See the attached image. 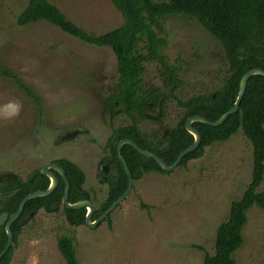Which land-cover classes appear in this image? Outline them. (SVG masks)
<instances>
[{"label":"rangeland","instance_id":"obj_1","mask_svg":"<svg viewBox=\"0 0 264 264\" xmlns=\"http://www.w3.org/2000/svg\"><path fill=\"white\" fill-rule=\"evenodd\" d=\"M50 1L91 35L123 24L109 0ZM28 2L0 0V64L35 91L43 116L16 83L0 75V176L14 174L26 181L45 164L68 159L85 173V190L100 209L108 191L97 163L108 154L113 130L132 124L123 114L114 121L102 116L103 102L119 78L116 56L110 48L86 44L44 21L19 26L17 17ZM163 22V54L180 69L177 96L186 101L220 89L227 71L220 43L194 19L165 17ZM144 66L143 85L168 93L159 64ZM182 116L177 103L169 101L162 130L151 119L139 120L138 127L161 135ZM76 131L79 135L62 140ZM252 170V145L238 130L185 167L145 174L95 227L71 224L62 209L40 210L23 224L10 264H66L58 249L62 236L73 240L80 264H203L206 254L214 255L217 228L227 219L231 203L246 191ZM247 218L244 243L234 258L237 264H264V212L255 206Z\"/></svg>","mask_w":264,"mask_h":264},{"label":"trees","instance_id":"obj_2","mask_svg":"<svg viewBox=\"0 0 264 264\" xmlns=\"http://www.w3.org/2000/svg\"><path fill=\"white\" fill-rule=\"evenodd\" d=\"M123 17L121 27L102 35H91L80 26L70 21L67 16L50 0H29L26 8L18 15L17 24L21 27L41 21L47 22L69 36L82 42L110 48L116 56V68L119 76L111 95L103 102V111L111 112L115 118L118 112L126 114L133 124L116 134L132 139L142 149L153 152L169 166L173 165L180 154L194 143L193 136L186 130V121L194 116H203L210 122L219 120L233 108L242 77L248 71L260 68L264 70V0H109ZM165 17H185L196 20L201 27L220 43L227 63L226 77L220 89L209 95H197L183 101L177 93L182 86L179 78V66L169 63L163 54L167 47ZM158 63L163 88H147L143 85L145 63ZM0 75L12 80L19 89L38 107L43 116L39 96L20 77L0 64ZM175 101L183 116L181 124L171 130L160 147L151 148L147 136L137 126V118L147 120L151 112L157 113V120L162 121L167 114V104ZM150 105H153L150 107ZM193 127L201 134L200 146L188 154L180 167L190 161L200 159L207 147L215 143L228 141L238 130L250 141L253 148V170L249 186L239 200L233 201L227 219L216 232L215 252L206 254L203 264H237L234 254L244 243L243 229L247 224V214L253 207L264 212V76L255 75L248 81L245 95L239 110L220 126L213 127L195 122ZM112 151L113 178H109V192L106 201L95 214L100 217L117 201L128 188V176L118 158L116 145L109 141ZM122 155L126 159L135 181L145 174H167L154 160L139 154L131 145H125ZM66 171L70 182L69 202L76 204L89 199V193L83 188L84 173L77 165L67 160L56 162ZM33 180V181H32ZM50 185L47 176L36 171L34 176L21 181L14 174L0 176V200L7 202L13 211L18 212L24 198L38 191H45ZM65 183L60 181L57 190L47 197H38L29 201L24 213L11 226L14 244L18 243L26 215L36 213L48 205L50 208H61ZM8 211L0 207V214ZM65 214L71 224H85L86 210H68ZM8 241L4 227L0 228V254ZM58 249L66 264H80L73 240L62 236L58 239ZM202 250V249H201ZM13 248L2 258L0 264H10Z\"/></svg>","mask_w":264,"mask_h":264},{"label":"water","instance_id":"obj_3","mask_svg":"<svg viewBox=\"0 0 264 264\" xmlns=\"http://www.w3.org/2000/svg\"><path fill=\"white\" fill-rule=\"evenodd\" d=\"M261 60L264 62V59H261ZM255 75L264 76V70H262L260 68H255V69H252V70H250L244 74V76L242 77V79L240 81L238 96H237V99H236V102H235L233 108H231L228 112H226L219 120H217L215 122H210L207 119H205L203 116L198 115V116L191 117L186 121L185 128L193 136L194 143L190 147H188L186 150H184L180 154L178 159L175 161V163L171 166H169L167 163H165V161L163 159H161L159 156H157L156 154L140 148L133 140L124 139V140L119 141V136H115L113 143L117 146V155H118V158L120 159V161L123 165V168H124V170L128 176L129 185H128L126 192L117 201H115L110 206V208L108 210H106L104 212V214H102L96 221H92V217H93V214L95 211V206L93 205V203L91 201L85 200V201L78 202L76 204H71L69 202L70 184H69L67 178L65 177L64 170L62 168H60L59 166H57L56 164L44 165L41 168L39 174L41 176H47L50 179V185H49L48 189L45 191H38V192H35V193H32V194L26 196L24 198V200L22 201L18 212L11 215L10 218H8V214H3L0 217V225H2L7 220L6 231L8 234L7 245H6L5 249L2 251V253L0 254V262H1L2 258L7 254V252L9 251L10 247L12 246V244L14 242V235L11 231V225L14 221H16V219H18L21 216V214L23 213V211L25 209L26 204L35 198L47 197V196L51 195L57 189V187L59 185V181H58L56 175L51 170L59 173L65 180L66 187H65L63 200H62L64 207L68 210H80V209L86 208L88 210V213L86 215L85 224L87 226H90V227H95L100 222L104 221L107 218V216H109L120 204H122L128 198V196L130 195V193L133 189V184H134L133 175H132V172L129 168V165H128L126 159L122 155V149H123L124 145H131L142 156L146 157L147 159L154 160L165 172L169 173V172L174 171L176 168H178L181 165L183 159L188 154L195 151L200 146V144L202 142V136L193 127V124L195 122H201V123L213 126V127H218V126L222 125L228 119V117L230 115H233L236 112H238L240 103H241V101L245 95V92H246V89L248 86V81L252 76H255ZM0 205L8 206L7 203H4V202H0ZM46 210L47 211H56V210H50V208L48 206L46 207Z\"/></svg>","mask_w":264,"mask_h":264},{"label":"flooded vegetation","instance_id":"obj_4","mask_svg":"<svg viewBox=\"0 0 264 264\" xmlns=\"http://www.w3.org/2000/svg\"><path fill=\"white\" fill-rule=\"evenodd\" d=\"M115 86V85H114ZM114 86L110 89V95H111V93H112V91L114 90ZM109 95V96H110ZM153 105H150V107H152ZM120 114H123V113H121V112H118V115H120ZM154 114H156V116H149L148 115V119L147 120H152V122H154V124L157 126V128L160 130H162V127H163V121H164V119L166 118V117H164V119H162V121H160V120H157V113L155 112ZM105 116V115H109L110 116V118H111V120L112 121H114L117 117H118V115L115 117V118H113L112 117V113L111 112H105V111H102V116ZM123 115H126V114H123ZM167 115V114H166ZM127 116V115H126ZM102 118V117H101ZM139 118H137V121L139 122ZM182 122L180 121L178 124H181ZM112 124V123H111ZM110 124V125H111ZM132 124H133V120H132ZM131 124V125H132ZM109 125V126H110ZM112 126V125H111ZM130 125H128V126H122V127H120V128H118V129H116V130H113V132H112V134H111V138L108 140V142H107V145H106V149H105V151H107V156H103V157H101V159L99 160V163H97V171H98V173H99V179H100V182L101 183H104L105 185H107V191L109 192V178H113V176H114V171H113V169H112V158H113V154H112V151H111V149H110V147H109V141L112 139V142H113V140H114V137L115 136H119V141L120 140H124V139H130V138H127L124 134L123 135H120V134H116V132H117V130H119V129H125V128H127V127H129ZM137 126H139V124L137 123ZM177 127V126H176ZM175 127V128H176ZM140 129V128H139ZM172 129H174V128H172ZM172 129H170V130H166V131H163L162 132V134L161 135H156V133H154V135H152V134H147V133H145V132H143L142 131V133H145L146 135H148L147 136V143H148V145L151 147V148H153V149H156V146H159L160 147V145H161V142L165 139V138H167L168 136H170L171 135V130ZM141 130V129H140ZM79 132V131H78ZM78 132L76 131V132H74V133H71V134H68V135H66V136H64L63 138H62V140H65V139H72L73 137H75V136H77L76 134H78ZM79 135V134H78ZM130 140H132V139H130ZM136 143V142H135ZM114 144V143H113ZM137 144V143H136ZM115 145V144H114ZM138 145V144H137ZM125 146V145H124ZM123 146V147H124ZM139 146V145H138ZM140 147V146H139ZM116 148H117V146H116ZM141 148V147H140ZM104 151V152H105ZM148 151V150H147ZM150 152V151H149ZM151 153H153V152H151ZM59 160H67V161H70V160H68V159H57V160H53L52 162H50V163H47V164H56L57 166H59L60 168H62L63 170H64V172H65V177L67 178V175H66V171H65V169L63 168V167H61L60 165H58L56 162L57 161H59ZM70 162H72V161H70ZM72 163H74V162H72ZM75 165H77L76 163H74ZM46 165V164H45ZM77 167H79L78 165H77ZM79 169H80V167H79ZM41 170V169H40ZM40 170H38L39 172H40ZM55 175H56V177H57V179H58V181H59V185H60V181L62 180V181H64V183H65V180H64V178L59 174V173H57L56 171H53V170H51ZM84 173V172H83ZM35 174V173H34ZM34 176V175H33ZM84 176H85V183H84V185H83V188H84V190H85V184H86V175H85V173H84ZM20 179V178H19ZM134 179V178H133ZM21 181H23L22 179H20ZM67 180H68V178H67ZM129 180V179H128ZM33 181V180H32ZM68 182H69V180H68ZM134 183H135V180H134ZM69 184H70V182H69ZM59 185H58V187H59ZM128 185H129V183H128ZM57 187V188H58ZM65 187H66V183H65ZM57 190V189H56ZM55 190V191H56ZM54 191V192H55ZM86 191V190H85ZM53 192V193H54ZM64 192H65V188H64ZM86 192H88V191H86ZM70 193H71V186H70ZM89 193V192H88ZM64 196V195H63ZM89 199H86L87 201H91L92 203H93V205L95 206V204H94V202H93V197L91 196V194L89 193ZM69 198H70V195H69ZM63 200V199H62ZM85 201V200H84ZM0 202H4V203H7V202H5V201H2V200H0ZM81 202V201H80ZM7 205L8 206H6V205H0V207L1 206H4V207H6L7 209H8V211H3V212H1V214H0V217L3 215V214H8V218H10L11 217V215H13V214H15V213H10V211L12 212L13 211V208L7 203ZM48 205H46L44 208H40V209H38V211L36 212V213H34V212H31V213H29L28 215H26V217L24 218V220H23V222H21V225L23 226V224L27 221V220H29V219H31V218H33V217H35V215L40 211V210H42V209H44L46 212H49V213H55V212H60V209H62L63 211H64V205H63V202H62V205H61V208L59 209V208H50L49 206V208H50V210H56V211H47L46 210V207H47ZM102 207V206H101ZM25 210V209H24ZM80 210H86V215H87V212H88V210L85 208V209H80ZM99 209H97L96 208V206H95V211H94V214H93V217H92V221H96L98 218H95V214L97 213V211H98ZM23 213H24V211H23ZM22 213V214H23ZM64 213H65V211H64ZM22 214H21V216H22ZM66 215V214H65ZM20 216V217H21ZM20 217L18 218V219H20ZM67 217V216H66ZM86 217V216H85ZM86 219V218H85ZM17 220V219H16ZM69 220V219H68ZM15 222V221H14ZM13 222V223H14ZM70 222V221H69ZM12 223V224H13ZM71 223V222H70ZM6 224H7V220L2 224V225H0V228H2V227H4L5 228V230H6ZM86 225V224H85ZM12 226V225H11ZM6 233H7V231H6ZM7 237H8V234H7ZM8 242V241H7ZM7 245V244H6ZM14 242H13V244H12V246L10 247V249L11 248H13V253H14ZM6 247V246H5ZM5 249V248H4ZM9 249V250H10ZM8 253V252H7ZM12 257H13V255H12ZM11 260H12V258H11Z\"/></svg>","mask_w":264,"mask_h":264}]
</instances>
